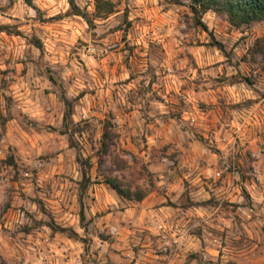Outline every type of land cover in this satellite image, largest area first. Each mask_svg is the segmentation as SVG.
Segmentation results:
<instances>
[{"label":"rangeland","instance_id":"rangeland-1","mask_svg":"<svg viewBox=\"0 0 264 264\" xmlns=\"http://www.w3.org/2000/svg\"><path fill=\"white\" fill-rule=\"evenodd\" d=\"M74 1L86 18L73 13L70 0L67 11L54 15L37 0H0V173L11 177L13 189L11 201L0 207V228L7 231L5 226L41 214L47 219L38 229H51L50 242L58 247L84 243L85 264H192L197 253L189 245L194 242L202 251H218L220 264L225 254L229 264H264V253L258 255L264 248V214L258 223L255 215L246 223L242 216L248 209L233 203L236 195L264 201V193L254 190L259 181L250 182V173L264 172V104L237 103L234 91L244 84L264 100V21L238 28L227 16L210 11L200 18L205 29L189 0H162L158 13L133 0ZM29 9L37 15L30 17ZM165 14L175 18L174 26ZM158 24L163 25L159 31ZM153 58L167 62L173 76L164 68L157 76ZM145 68L150 80L137 84ZM86 84L92 86H82ZM120 95L128 106H110L109 97L114 102ZM38 105L45 109L43 123L27 115L31 110L36 116ZM86 113L90 118H83ZM117 114L127 117L124 127L129 132L130 124L138 133L144 129L127 139L109 131L108 146L117 158L119 153L164 157L152 171L148 164L122 162L117 178L130 186H141L145 173L152 180L153 171L168 181L163 189L154 183L143 201L125 199L107 185L110 176L97 159L106 155L103 135L116 127L112 121ZM137 115L142 124L135 123ZM73 117H80V124L70 128ZM187 125L195 139L183 136ZM65 138L67 147L77 150L74 159L64 151ZM150 138L157 140L158 148L150 150ZM225 145L234 149L239 179L232 168L224 170L214 162ZM33 153L45 167L33 169L27 178L23 169ZM169 155L176 157L172 168L165 163ZM69 166L75 167L76 179L65 174ZM212 169L219 171L217 179L201 174ZM65 181L72 185L66 190ZM41 185L49 193L41 187L40 196L29 198L27 193ZM161 222L170 231L159 227ZM194 222L200 227L191 230ZM185 226L189 239L177 246L173 234ZM77 227L99 237L106 250H93V242L80 237ZM109 228L123 233L119 247L104 236ZM32 232L26 230L25 235ZM209 239L219 247L208 249Z\"/></svg>","mask_w":264,"mask_h":264},{"label":"clouds","instance_id":"clouds-1","mask_svg":"<svg viewBox=\"0 0 264 264\" xmlns=\"http://www.w3.org/2000/svg\"><path fill=\"white\" fill-rule=\"evenodd\" d=\"M38 3L41 4L42 8H48L51 9V11L48 13V15H54L57 11H67L70 5L68 4V0H37ZM189 2H193V0H189ZM134 4L140 5V6H149L151 5L154 9V12H160L162 11L163 4L162 0H133ZM198 9L201 11L203 10L202 4H197ZM91 11V10H90ZM210 12L211 9H208ZM28 15L30 17H35L37 15L36 12L32 11L31 9L28 10ZM166 20H171L172 25H175V18L171 16V14H165ZM163 25L158 24L156 26V30L159 31ZM183 27V25H181ZM87 28V25H82V30ZM172 31V28L170 27L168 29V33L170 34ZM157 40L161 39V37L157 36ZM155 60V58H153ZM88 62L91 65V57L88 58ZM164 68L169 73V76L172 77V69L170 65L165 62L163 64L160 63L159 60H155V63L153 64V70L155 71V74L157 76H161L160 69ZM145 75L144 76H138L137 78V84L139 83L140 79H143L145 83H147L150 80L149 75V69H144ZM173 83H176V79H172ZM109 83V87H111V82ZM84 87H91L92 85H82ZM135 87V86H134ZM124 90L122 89V92ZM234 91L237 94V103H241L244 101L251 100L253 103L256 104V107H259L261 104H264V100L260 98V95L257 92H253L250 89L247 88L246 85L240 84L238 85ZM260 91H264V88H261ZM258 102V103H257ZM109 104L110 106L113 104H123L125 107H127V103L125 100L124 95H120L118 99H116L114 102L112 101L111 97H109ZM38 114L36 116H33L32 111L30 110L27 115L30 120L35 119L39 122L43 123L45 119V109L44 107L37 106L35 109ZM83 118L88 119L90 118V113L82 114ZM127 120V117H123L120 114H117V117L114 121H112L113 124L116 125L115 128L110 129V132L119 133L122 138L127 139L129 135H135L139 136L144 132V129L141 128L140 132L138 133L131 124L129 127L132 128V131L129 132L125 127L124 123ZM135 123L137 125L142 124V120L137 115L135 118ZM80 124V117H73V125L70 126V128H74L75 125ZM187 131L183 133L184 137H187L189 139H195L194 135V129L191 127V125H187ZM243 128V125H240L237 129V134L239 135L240 129ZM75 139L77 141H80L79 135L75 136ZM65 148L64 151L67 155L71 156L73 159L75 158L76 148H68L67 147V138L64 139ZM229 144L234 145L235 140H230ZM57 147H59L57 145ZM158 142L155 138L149 139V148L154 149L158 148ZM209 147H215V145L209 146ZM50 150V149H49ZM90 150V149H88ZM223 152L222 156H216L214 157V162L217 164H220L221 167L224 170H227L229 168H232L234 171V165H235V157L232 155L234 152V149L229 147V145H225V147L221 150ZM38 153H33L31 159L26 158V167L23 169V175L27 178H31L33 175V169H35L37 172L42 170L45 167V162L42 160H37L35 157ZM254 155L258 156V153H254ZM232 157L229 159V157ZM118 157L112 153L111 145H109V151L106 153L104 158L97 157L98 160L101 161V167L102 171L105 175L110 176L111 178L115 179L118 176L121 175L123 169H122V162L127 161L128 163L132 164L133 167H138L140 164H148L149 165V171H152L156 168V160H159L161 158H164L163 156H157L156 160H152L149 157L148 153H145L143 156H140L139 154H136L135 158L133 155H126L123 153H119ZM176 162V157H173L169 155L165 159V163L170 167H174ZM259 167L258 165L256 166ZM66 175L72 176L73 179H76V173H75V167L69 166L68 169H66L65 172ZM126 174V173H124ZM201 174L207 175L209 179H217L219 177V171L212 169L211 171H204ZM169 175H173V173H169ZM189 175H191V172H189ZM10 176L0 173V207L4 206L7 202H10L13 197V189L11 184L9 183ZM236 178L239 179V172L236 171ZM259 181L258 186L255 187V191L257 193H264V172H253L250 173V182L256 183V181ZM152 182L156 183L157 187L160 189L166 188L168 186V181L160 175L158 171H153L152 174ZM139 183L143 188H147L149 184V177L147 173H145L139 180ZM67 181L64 182V189L71 187ZM41 187L43 188V191L45 193H49V189L46 185H41L39 187L33 188L27 195L29 198H35L40 196L41 194ZM117 190H125L126 195L129 198L135 199L137 196L140 195V191L133 186H130L126 183H121L118 186H116ZM63 198V196L61 197ZM233 203L241 205L246 207L248 210L245 212L242 216V219L245 220L247 223L251 220L252 216H257L256 223L260 222L259 217L261 214H264V201H247L243 196L236 195L233 198ZM249 204L251 206L249 207ZM22 215V214H21ZM47 218L44 217L41 214H36L32 218H23L18 223H12L10 225H7V231H4V228H0V264H85V260L83 259L85 252V245L82 241H76L74 246L73 242H69L68 244L64 245L63 247H58L57 243L50 242L48 240V234L50 233L51 229H44L43 232H40L38 229V225ZM201 219H204L202 216ZM206 223H210V221L206 220ZM159 227L165 228V230L170 231L167 225H165L163 222L160 223ZM200 227L199 222H194L191 224V230H194L196 228ZM26 230H33L31 236L25 235ZM103 231V230H102ZM189 229L185 226L183 230L180 228H177L176 233L179 234V239H177L176 233L173 234V240L176 241L177 246H182L185 244V242L189 239L187 236V232ZM77 234L84 238V239H90L93 242V250L95 248L100 247L104 248L106 250L107 245L102 244L100 241V238L91 235L86 234L84 232L83 228H76ZM157 234L159 235V231L157 230ZM105 237L111 236L114 240H116L118 243L115 245L116 247H119V241L123 240L125 237L123 236V233H113L111 229L109 228L108 231L104 232ZM193 241H195V238H191ZM169 246H171V242H168ZM251 243V242H249ZM208 249H214L218 248V244H213V241L211 239L206 241ZM190 250L197 253L192 259V264H210V262H214V264H220L219 256L220 253L218 251L212 250H204L202 251L201 246L198 242L191 243L189 245ZM183 250V249H182ZM260 253H264V248H260L258 255ZM223 264H229V257L227 254H225L223 259ZM244 264H249V262L245 261Z\"/></svg>","mask_w":264,"mask_h":264},{"label":"trees","instance_id":"trees-1","mask_svg":"<svg viewBox=\"0 0 264 264\" xmlns=\"http://www.w3.org/2000/svg\"><path fill=\"white\" fill-rule=\"evenodd\" d=\"M180 3V0H176ZM197 4H202L203 10L198 9ZM70 5L73 9L75 15L86 18V15L83 14L82 10L77 6L74 0H70ZM190 9L197 17L198 24L206 29V26L201 21V16L211 9L218 14L225 15L228 17L230 23L235 27L249 26L253 23H258L264 21V0H193L190 2ZM40 48V46H38ZM223 49V46H221ZM52 81L53 78H51ZM66 103L69 105L70 101L66 100ZM69 114L66 115L68 119ZM110 140L108 128L105 130L103 135V153L106 154L109 151L108 141ZM85 180L84 183H90L91 180L87 177V173H84ZM105 183L109 185L113 190H115L121 197L129 200L143 201L154 189L155 184L152 180L149 181L148 187L143 188L137 186V189L140 191V195L135 199L129 198L126 195L125 190H117L116 186L121 183H124L120 178H111L107 177ZM84 215V214H83ZM61 231H66L64 228ZM74 235H77L74 233Z\"/></svg>","mask_w":264,"mask_h":264}]
</instances>
